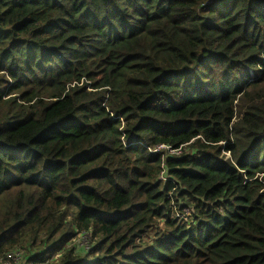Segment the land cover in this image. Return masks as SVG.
<instances>
[{"label": "trees", "instance_id": "obj_1", "mask_svg": "<svg viewBox=\"0 0 264 264\" xmlns=\"http://www.w3.org/2000/svg\"><path fill=\"white\" fill-rule=\"evenodd\" d=\"M16 249L264 264V0H0L1 258Z\"/></svg>", "mask_w": 264, "mask_h": 264}, {"label": "built area", "instance_id": "obj_2", "mask_svg": "<svg viewBox=\"0 0 264 264\" xmlns=\"http://www.w3.org/2000/svg\"><path fill=\"white\" fill-rule=\"evenodd\" d=\"M161 148L164 147H159L158 150ZM171 152L173 151L171 150ZM0 264H30V263L25 260V258L23 257L20 251H13L6 257L0 258Z\"/></svg>", "mask_w": 264, "mask_h": 264}, {"label": "rangeland", "instance_id": "obj_3", "mask_svg": "<svg viewBox=\"0 0 264 264\" xmlns=\"http://www.w3.org/2000/svg\"><path fill=\"white\" fill-rule=\"evenodd\" d=\"M70 244H72V245H76V246H79V247H81V248H83L84 250L86 249V245H87V241H86V239H84V238H82V236H78L75 240H74V242H72V243H70ZM13 251H19L18 249H16V250H13ZM13 251H11L10 253H12ZM21 253H22V255H23V257L25 258H27L28 257V255L26 254L27 253V250L26 251H20ZM38 252V250H37V248H35V249H33V250H31L30 251V253L31 254H33V255H35V253H37ZM40 252V251H39ZM9 253V254H10ZM9 254H7V255H9ZM6 255V256H7ZM2 256H0V258H1ZM32 263V262H31ZM33 264V263H32Z\"/></svg>", "mask_w": 264, "mask_h": 264}]
</instances>
